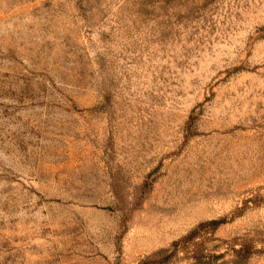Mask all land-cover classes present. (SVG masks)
<instances>
[{"label": "rangeland", "instance_id": "obj_1", "mask_svg": "<svg viewBox=\"0 0 264 264\" xmlns=\"http://www.w3.org/2000/svg\"><path fill=\"white\" fill-rule=\"evenodd\" d=\"M0 264H264V0H0Z\"/></svg>", "mask_w": 264, "mask_h": 264}]
</instances>
